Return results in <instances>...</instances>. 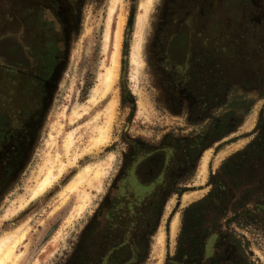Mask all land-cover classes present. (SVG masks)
Wrapping results in <instances>:
<instances>
[{
  "label": "rangeland",
  "instance_id": "374dc122",
  "mask_svg": "<svg viewBox=\"0 0 264 264\" xmlns=\"http://www.w3.org/2000/svg\"><path fill=\"white\" fill-rule=\"evenodd\" d=\"M6 2L0 0V30L7 23L21 32L34 29L42 17L49 39L38 45L40 60L31 71L3 70L0 60V237L19 225L28 228L21 264H107L124 245L126 254L117 264H159L160 232L166 235L162 264H170L184 209L215 186L223 211L207 206L208 213L221 216L206 215L193 229L203 235L199 259L264 264V0H120L109 42L112 0ZM119 16L125 20L121 96L112 140L62 174L55 168L54 184L21 208L50 159L60 152L68 163L90 146L94 132L88 121L106 102L75 120L72 112L76 105L87 106L92 88L104 81ZM137 36L139 71L131 62ZM250 120L253 126L245 129ZM70 132L74 142L67 154L63 145ZM240 141L214 167L217 153ZM208 151L203 182L201 163ZM157 153L163 158L158 172L140 182L137 167ZM90 163L104 168L100 179L90 173L73 181ZM197 189L203 194L182 207L183 195Z\"/></svg>",
  "mask_w": 264,
  "mask_h": 264
},
{
  "label": "bare ground",
  "instance_id": "6f19581e",
  "mask_svg": "<svg viewBox=\"0 0 264 264\" xmlns=\"http://www.w3.org/2000/svg\"><path fill=\"white\" fill-rule=\"evenodd\" d=\"M120 0H112V6L110 9V15L108 19V28L105 33V40L109 42L110 36V23L113 13L115 12L116 7L118 6ZM145 10V9H144ZM148 8L146 9V11ZM120 19L118 21L117 29L115 32V39H114V50L111 53L110 62L105 67L104 72V81L95 87L92 88L90 94L89 104L87 106H79L76 105L73 109V120L76 118L81 117L84 114L89 113L90 108L96 106L98 104L106 102L104 108L99 109L94 116L89 119L88 124L91 125L93 129V136L92 142L90 146L82 151L79 154H76L72 159L68 158V163H65L60 160L61 153H57L56 160H51L50 162L44 165L43 175L41 178L38 179L34 188L31 189V199H23L21 203V208L27 205L30 200H35L36 198L43 195L55 182L56 176L54 174L55 168L60 169V173H64L69 166H74L77 162L79 157H82L86 153H90L95 150H100L102 147L108 145V143L112 140V132L114 129V125L119 118V104H120V87L119 80L121 75V41H122V33L124 28V18L119 16ZM140 19V18H139ZM139 24V23H138ZM138 37V36H137ZM137 43L133 47V52L131 54V62L137 66L139 71L140 66L142 65L141 61V50H142V38L138 37ZM136 75V74H135ZM137 76V75H136ZM135 76V78H136ZM136 80V79H135ZM108 100V101H107ZM141 110H144V103H141ZM104 119V123H100L99 120ZM253 126V121L250 120L248 124H246L245 129H250ZM74 132H70L66 138L64 139V149L67 154L71 153V147H73L74 142ZM53 141V134H50L49 142ZM243 141L239 143H233L232 145L220 150L214 158V167L218 165V163L224 158L225 155L230 152L232 148L238 147ZM244 143V142H243ZM69 156V155H68ZM212 156L211 151H208L204 154L201 163V170L203 173V182L206 180L208 174V164L210 162V158ZM104 168L100 164L90 163L84 165L73 178L83 180L88 176L90 173L94 174V178L100 179L104 172ZM89 181V180H88ZM73 187L74 184L68 185V187ZM203 190L197 189L190 191L189 193H185L183 195L182 207L186 205L187 201H193L194 199L198 198L203 194ZM85 205L81 206L80 209L82 210ZM179 224V213H177L171 221V242L173 245L174 237L178 229ZM27 227L24 225H19L15 228V230L11 233H6L5 235L0 237V264H21L23 261L27 251L28 245L26 243L25 237L27 234ZM163 230V229H162ZM3 234V233H2ZM166 235L164 232H160L157 238V243L161 246L160 252V260L159 264L163 263L165 253H166Z\"/></svg>",
  "mask_w": 264,
  "mask_h": 264
},
{
  "label": "flooded vegetation",
  "instance_id": "af4514ba",
  "mask_svg": "<svg viewBox=\"0 0 264 264\" xmlns=\"http://www.w3.org/2000/svg\"><path fill=\"white\" fill-rule=\"evenodd\" d=\"M8 2V0H6ZM30 2L29 5H40L44 4L45 0H21V4H26L25 2ZM6 5L8 6V3ZM2 5V3H0ZM4 6H6L3 3ZM42 17L39 18L38 21L35 22L36 27L33 29L30 26V29L27 31L24 28V31H20L19 29H13L9 27V23L5 24L7 27H2L0 30V60L4 65L3 70H7L10 67L16 68L19 71H31L32 66H37V59L40 60V55L37 49L40 46H43L42 39L45 40L48 37L47 30H44V22H42ZM46 26L49 28L50 25L46 23ZM11 29V30H10ZM11 31V32H10ZM24 33V34H23ZM35 33L39 36L36 37ZM39 37V38H38ZM34 38H36L37 43H34ZM42 44V45H41ZM39 45V48H38ZM37 46V47H36ZM39 56V57H38ZM22 73V72H21ZM22 75V74H21ZM20 75V76H21ZM18 83L22 81V77L18 78ZM21 80V81H20ZM24 80V78H23ZM19 85V84H18ZM24 85V84H23ZM162 154H154L148 158L147 162H144V166H139L136 169V177L140 182L144 181V178L154 176L162 163L163 158ZM143 164V163H142Z\"/></svg>",
  "mask_w": 264,
  "mask_h": 264
},
{
  "label": "trees",
  "instance_id": "16d2710c",
  "mask_svg": "<svg viewBox=\"0 0 264 264\" xmlns=\"http://www.w3.org/2000/svg\"><path fill=\"white\" fill-rule=\"evenodd\" d=\"M183 44L178 47V49H182ZM240 153V152H239ZM219 186H215L212 191H210L206 198H202L196 202L191 203L188 205L184 211H183V224H182V231L179 235V242H178V248L175 256L173 258H169L170 264H194L193 259L197 257V262L199 264H204V259H199L202 256H204V250L203 246L201 247L199 237H202L201 233H193V229L206 222L205 216L206 215H213L214 212L208 213L206 207L212 205L213 207H216L218 212L223 211V207L220 206L218 208V204H223V200L221 197H216L215 194L220 191ZM222 191H224L222 189ZM225 194V191L223 192ZM215 219L219 218L221 216L220 214H214L213 215ZM193 233V234H192ZM231 240L239 246V241L235 238L234 235H230ZM186 239H188V242L185 243ZM128 246L124 245L121 247H118L112 251V253L109 256V262L107 264H117L118 261H120L119 255L122 254V257L126 254ZM183 259V260H182ZM185 259H187L186 262H183ZM214 261V260H211ZM212 264V263H210ZM236 264H251L246 259H241Z\"/></svg>",
  "mask_w": 264,
  "mask_h": 264
},
{
  "label": "snow or ice",
  "instance_id": "6c2138e0",
  "mask_svg": "<svg viewBox=\"0 0 264 264\" xmlns=\"http://www.w3.org/2000/svg\"><path fill=\"white\" fill-rule=\"evenodd\" d=\"M152 2V0H148V3H151Z\"/></svg>",
  "mask_w": 264,
  "mask_h": 264
}]
</instances>
